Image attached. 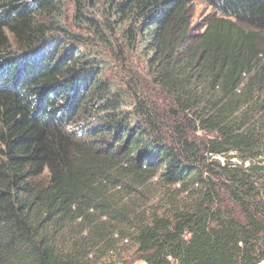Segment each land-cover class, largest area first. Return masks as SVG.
Listing matches in <instances>:
<instances>
[{"label":"trees","instance_id":"trees-1","mask_svg":"<svg viewBox=\"0 0 264 264\" xmlns=\"http://www.w3.org/2000/svg\"><path fill=\"white\" fill-rule=\"evenodd\" d=\"M196 1L110 0L166 96L130 111L61 0H0V264H91L117 232L145 264L264 263V0H201L200 33ZM154 182L191 205L123 204Z\"/></svg>","mask_w":264,"mask_h":264},{"label":"rangeland","instance_id":"rangeland-1","mask_svg":"<svg viewBox=\"0 0 264 264\" xmlns=\"http://www.w3.org/2000/svg\"><path fill=\"white\" fill-rule=\"evenodd\" d=\"M109 4L110 0H85L86 8L83 14L97 22L98 26L103 29V33L104 29H108L100 37L95 34L93 24L90 26L81 20L79 9L75 7L73 0H61L63 26L68 31L66 35L71 38L82 37L85 48H80V50L84 49L92 58L100 61L104 69L102 73L104 79L111 83L113 93L123 98L125 109L132 111L138 107L133 96L149 99L154 104L162 106L166 96L153 81L146 54L140 52L138 48H131L127 45L128 25L114 22L110 27L105 26L104 23L109 15ZM191 14L192 29L200 33L204 30L208 18L214 14V10L199 0L192 5ZM75 44L73 42V45ZM162 130L164 134L172 133L166 126ZM193 136L199 142L206 139L204 133H195ZM179 191V186H164L154 182L143 192L144 195L138 192L132 193L125 198L126 200H123V204L134 209L136 215L140 217H149L156 212L161 215L173 213L182 207L191 205L186 194H181ZM118 227L119 230L128 232L124 225H118ZM109 239L112 248L93 253L88 258L91 264H145L140 260L138 246L130 236L122 238L117 232L113 237L109 235Z\"/></svg>","mask_w":264,"mask_h":264},{"label":"built area","instance_id":"built-area-1","mask_svg":"<svg viewBox=\"0 0 264 264\" xmlns=\"http://www.w3.org/2000/svg\"><path fill=\"white\" fill-rule=\"evenodd\" d=\"M240 246H242V243H240Z\"/></svg>","mask_w":264,"mask_h":264},{"label":"bare ground","instance_id":"bare-ground-1","mask_svg":"<svg viewBox=\"0 0 264 264\" xmlns=\"http://www.w3.org/2000/svg\"><path fill=\"white\" fill-rule=\"evenodd\" d=\"M262 264H264V263H262Z\"/></svg>","mask_w":264,"mask_h":264}]
</instances>
